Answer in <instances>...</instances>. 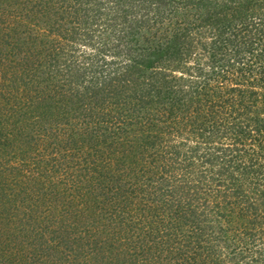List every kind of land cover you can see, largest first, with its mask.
<instances>
[{
	"label": "rangeland",
	"instance_id": "1",
	"mask_svg": "<svg viewBox=\"0 0 264 264\" xmlns=\"http://www.w3.org/2000/svg\"><path fill=\"white\" fill-rule=\"evenodd\" d=\"M1 1L3 4L0 11L5 8L6 13L5 17H0V26L3 28L8 23H12L13 18H16L13 16V9H18L17 17L29 14V19H32L36 16L37 19L33 22L38 25L35 27L38 30L42 31V28L49 23L42 10L37 14L34 8H31L36 0H26L24 8L15 7L14 0ZM151 1L153 0H121L120 3L115 0L65 1L64 7L71 12L61 18L66 22L64 31H56L58 28L56 24L54 32L49 37L44 32H39L33 53L26 65L30 69L42 66V70L53 69V72L57 68L61 69L62 74H58V79L63 78L56 82L57 85L62 91L72 87L68 91L70 94L73 90L75 91L67 102H60L61 104L54 106L56 110L54 107L50 109L49 113L52 114V118L45 119L42 115L41 119L36 120L38 112L35 110V113V108L31 111L29 106V98L31 99V93L34 94V92L24 90L22 86L11 82L7 77L3 78L2 74L6 70H3L5 69L3 65L0 66V132H2L0 133V264H54L53 261L55 264H99L105 261V257L112 256L113 252L124 244L134 247L137 251L135 254L143 258L138 263L162 264L165 261L166 251H160L153 239L160 244V249H162L165 245L164 241L177 233L184 243L178 252L183 253L184 258L185 255L189 257L179 261L177 258L173 259L170 264H264V205L258 210L262 224L254 226L255 218L246 220L240 218L239 224L220 218V227L223 230L212 228L213 232H208L210 234L206 237V241L198 245L194 241L189 243V236L196 237L197 235L190 231L192 228L182 227L176 232L174 227L169 225L171 222L167 223L168 227L162 226L159 216L150 214L153 210H160L163 204L168 206L170 200L172 201L173 195L167 191L166 187L151 195L152 186L154 185L156 189L157 181L160 179L170 178L175 181L185 179L187 185L191 186L188 197L183 200V205L187 206L185 202L189 198H194L190 200L192 204L196 201L195 192L197 191L193 185H198L197 178L209 179L208 177L214 174L220 165H225V168L229 164L232 165L233 154L228 152L226 157L225 151H218L217 148L220 144L231 143L230 138H218L219 135L207 134V141L201 143V138L197 137L198 134L195 132L197 127L192 124L195 121L191 116L197 113H208L207 107L204 111L197 110L199 102L195 103L197 106L192 107L189 112L178 110L179 114L183 113L182 116L184 115L185 118L177 123L174 130L171 128L169 130L166 124L162 125L164 146L157 151L150 149L144 155L130 160L135 166L134 170H127L128 172L123 175L127 189L122 185V189L118 188L109 194L106 190L104 196L112 197L104 198L99 195L97 197L99 201L94 198V194L100 193L101 189L93 191L92 194L89 193L90 183L86 173H92L93 168L97 166L99 169L102 168L103 148L100 146L96 147L97 150L88 148L86 145L89 144H86L88 143L86 140V143L75 154V151H71L75 150L72 146L76 143L75 138L80 135L74 132L90 122L86 131L87 139L90 135H94L98 136L95 139L101 140L103 134H110L116 128L115 125H111V121L118 127L121 121L118 123L115 119H110V114L102 107L109 97L107 90L101 92L106 100L104 98L97 101L98 98L94 97L93 89L89 91V94L86 91V95L83 85L86 83L92 85L98 80H130L134 74L128 75L126 70L131 60L137 59L142 53L147 54L145 49L150 44L147 43L146 38L157 29H159L158 33H166L167 29L169 35L178 31L187 32L189 36V40L186 41H189L190 50L189 52L184 51L183 58L175 62H182L179 66L167 60L159 62L160 58L156 59V63L159 62L161 66L169 64H171L170 68H173L172 65L176 66L178 71L173 70L174 74L177 77L183 75L184 78L178 82L189 80V82L185 81L184 86L187 91L192 89L196 82L200 84L201 81L207 82L210 79L213 87L223 86V89H219L224 93L221 99L233 101L234 96H229L231 93L225 92L224 86L226 84L234 86L237 82L241 83L243 89H248L247 86L255 78L256 87L254 86L253 89L257 92L251 96L254 102L252 105L257 111L263 108L264 89L260 87L264 85L261 74V68L264 65L262 63L264 60V36H262L264 7L254 11L255 20L248 18L247 28H243L240 20H233L232 24H236L234 28L230 27V30L228 29L221 35L212 25L205 26L202 18L204 15L212 14L216 8L215 4L227 0H213L208 6L209 12H205L206 7L202 0H166L162 5ZM68 4H70L69 7ZM50 38L54 39L53 46L50 44ZM249 39L254 41L251 45ZM4 41L6 40L0 39L2 45L0 47L5 49L3 53L15 49L12 44H6ZM22 48L25 50V47ZM49 49H53L54 53L51 54L52 51ZM162 51L156 53H163ZM231 62L238 67L243 65L244 69H230L227 76L219 79L223 69L212 66L215 64L223 67ZM188 68H190L189 72ZM136 72L140 73L137 76L138 81H142L145 77L147 78L145 81L151 78L150 70ZM7 73L10 74V72ZM48 75V72H42L39 75L38 80L41 86L44 85L43 78ZM176 82L177 80L171 81L173 85L177 84ZM3 83H6L4 85L7 89ZM84 94L85 99L80 101V95ZM91 94L94 96H90ZM55 96L61 97L58 92ZM249 102L252 103L251 100ZM96 105L97 109L101 105V110H94ZM201 107L202 110L203 106ZM34 114H37L35 118ZM238 116H235L233 120L231 116V121H238L240 119ZM262 116L264 117V114L260 115ZM19 120L24 121V127L27 125L24 132L28 129L32 130V126L35 132L33 133L32 130V134L29 133L21 139L18 136L15 139L11 131H16ZM241 121L246 126L247 122ZM66 122H70L72 126L69 123L65 124ZM262 122L264 130V121ZM73 127L77 130L72 132ZM118 132L119 129H115L113 134ZM140 137L138 144L141 141ZM248 141L246 147L243 148V151H246V157L241 159L248 167L246 172L240 174L242 180L240 183L243 186L241 188L245 189L244 195L240 196L243 200L239 208L247 203L246 195H251L257 189H264V149L258 147L259 143L264 141V133H260L258 137L255 135ZM175 145L178 147L173 148L176 149L175 152H168L171 150L169 147ZM68 149L71 152L65 155L63 152ZM207 150H212L215 156L213 163H222L211 167L208 160L204 156L201 157ZM179 152L180 156L177 158L176 154ZM105 155L108 156V154ZM22 157L27 159L26 164L34 175L26 171L24 174L16 173L18 172L16 167L18 168V162ZM39 169L44 173L43 176ZM98 170L95 169V175H93L95 179L100 178ZM102 170L106 171L104 168ZM110 175L111 173L101 178V185L106 189L113 183L112 177L111 180L109 179ZM47 178L51 179V183L47 181ZM215 184L216 181L213 179L212 185L206 184L205 188L209 193L214 190L210 199L214 200L217 207L226 205L228 201L230 204L237 201L230 192H228L229 197L219 198V189ZM123 188L128 193L135 190L129 200L120 197L123 194ZM117 196L119 198L114 200ZM175 202L177 204L176 200ZM192 204L194 210L202 211L201 206ZM149 205H152L153 209L149 208ZM110 206L115 208L113 213L117 212L116 217L104 218V214H109ZM139 214H144L145 222L132 219L131 215L139 217ZM237 214L240 216L238 212ZM233 216V219H236L235 213ZM212 223L219 226L218 221L213 220ZM108 224L115 226V230ZM167 229L174 231L169 235L163 232ZM193 229L196 230V228ZM116 231L124 234L133 233L134 237L118 234L123 235L122 240L116 238ZM126 238L132 242L125 243ZM197 246L202 248H197ZM177 250L176 247L174 252ZM171 258L173 257L167 255L166 261Z\"/></svg>",
	"mask_w": 264,
	"mask_h": 264
},
{
	"label": "trees",
	"instance_id": "2",
	"mask_svg": "<svg viewBox=\"0 0 264 264\" xmlns=\"http://www.w3.org/2000/svg\"><path fill=\"white\" fill-rule=\"evenodd\" d=\"M14 1H15L14 5H16L15 7L17 8L26 7V3H27L26 0H14ZM65 1L66 0H36L35 1L34 6H32L31 8H34L33 10H35L37 14L42 10L43 13L46 14L49 20V23L46 24L44 28L41 27L42 31L38 30V28L37 29L35 28L38 27V25H36V23L33 22L36 21L37 19L36 16H33L32 19H29L30 16L29 14H26L23 17H21V15L17 17L18 9H13L14 11L13 16H15L16 18L12 19V23H8V25H6L4 28L0 26V39L2 41L6 40L4 41L6 44L10 43L12 44L13 49L15 48L12 51H7L3 53L5 49L3 47H0V66L3 65V67L5 68L3 70L4 71L6 70L2 74V77L9 78L11 82L16 83L18 86H22L24 90H29L30 92H34V94L31 93V99L29 98V106L31 111L32 108H35L34 111L36 110L38 112V115L37 114L33 115L34 118L37 115L36 120L41 119L42 115H44L45 119L52 118L53 117L52 114L49 113L50 109L56 106L57 104H61L60 102H64V101L67 102L69 97L72 96L73 93L75 92L74 90L72 91L71 94L70 92H68L72 87H69V89L62 91V89L59 88V85H57L56 82L59 81L61 78H63L61 77L58 79V74H62L61 69L57 68L53 72V69L49 71H46L45 69L42 70V66H38L35 69L34 67L30 69V67L28 68V66H26L27 61L30 59V55L31 53H33L34 46L36 45V42L38 40L39 32H44V34L47 37H49L54 32L55 30L54 28L56 24L58 27V28L56 27L57 28L56 31L58 32L60 30L64 31L65 28L64 24L66 22L61 18H63L62 16H64L65 14L71 12L69 9H66L64 7ZM67 1L70 2V0ZM115 1L117 3H120L121 0H115ZM165 1L166 0H153L151 2L152 3L158 2L160 5H162L164 4ZM202 1L204 2V6L206 7L205 12H209L210 9H208V6L209 4H212L213 0H202ZM2 4L3 3L0 0V7ZM69 5L70 4H68L67 6L69 7ZM215 7L216 8L212 12V14L210 13L209 15L206 16L204 15L202 19L204 20L205 26L209 24L212 25L222 35L223 32H226L228 29L230 30V27L234 28L236 24L235 25L232 24L233 20L235 21L240 20L243 23L242 25L243 28H247V26L249 25L248 18L251 20H255L256 16L254 14V11L258 10V8L264 7V0H227L225 2L215 4ZM3 16L4 17L6 16L5 8H3L2 11H0V17ZM17 18L19 19L17 20ZM46 30H48V32ZM165 31L166 33H162V32L158 33L159 29H157L155 30L154 33H152L146 38L147 43L150 44V46L145 49L147 54L142 53L140 57H138L137 59L136 58L132 59L128 66L129 68L126 70L127 72L126 74L128 75L134 74L130 80L128 79L124 81L123 80L117 81L115 79L103 80V81L98 80L92 85L88 83L83 85V87L85 88L84 93H86V95H87L86 91H88L89 94V91L93 89L95 96L93 94H91L90 96L97 97L98 98L97 101H100L104 98L106 100V97H104L101 92L107 90L109 97L107 99L106 104L104 106L102 105V107L103 109L108 111V113L112 117V118L110 117V119H115L116 121H118V123L119 121L121 122L119 123L120 127H118L116 124L113 123V121H111V125H115L116 126L115 129H119V132L117 134H113L115 130L114 129L110 132V134H106L104 131L105 134H103L101 140L95 139L98 138V136H94V135L93 136L90 135L89 138L87 139L88 136H86L87 135L86 131L88 130V125L90 124V122H88V124L85 125L84 127L80 128L79 131H75L77 129L73 127V129H71L72 132L75 131L74 134L78 133L80 137L75 138L74 142L76 143H74V146H72L73 147L72 149L75 150H71V151H75V154H77L78 153L77 151H79L83 146V144L86 143V140L88 142L86 144H89L86 145V147L88 148H95L96 150H97L96 147L98 146L103 148L102 150L103 153L101 154L103 165L101 167L106 169V171L102 170V168L99 169L97 166L93 168L92 173L90 172L86 173V177L88 179V182L90 183L89 189L91 191L89 193L92 194L93 191L101 189L100 193L94 194V198L98 200L97 197L99 195L101 197L106 195V190L107 193L109 194L111 192H115L118 188L122 189V185L127 189L126 185H124L125 178L123 177V175L124 173L128 172L127 170H134L133 167L135 166L134 163L130 160L131 159L134 160L142 154L144 155V153L149 151L150 149L157 151L161 146H164L163 145L164 137H162L163 135L162 132L164 130L162 128V125L166 124L169 127V130L170 128L171 130H174L176 128L177 123L179 121H183L185 118L184 115L182 116L183 113L179 114L178 110H185L189 112V110H191L192 107L195 108L194 106H197V104L195 105V103L198 102L200 103V105L196 107L197 110L200 109V111H204L205 110L204 108L207 107L208 113L206 114L197 113L194 114V116H191L194 118L193 121H195L192 124L196 125L197 127V129H195V132L198 134L197 137L201 138V143L207 141L208 139L207 134L213 136L219 135L220 137L218 138H226V139L230 138V141H232L231 143L220 144L219 146H217V148L218 151L219 150L225 151L226 157L228 156V152L233 154V157L231 158L232 165L230 166L229 164L226 168L225 165H220L219 169L217 170L218 172L215 171L217 172L216 174L214 172L215 175L212 173L214 177H212L211 175L210 177H208L209 179H206V177L197 178L198 185H193L197 191L195 192L196 201L195 203L193 201L194 204L190 202V200H194V198H189L185 202L188 205L187 206L183 205V200L185 197H188L189 189L191 188L190 185H187L185 179L183 180L177 179L176 181L171 180L170 178H168V180L160 179L159 181H157L158 185L156 189H154L155 186L153 185L150 191L152 195L157 193L158 190L160 191L163 187H166L167 191L170 192L171 195H173L172 197L173 202L170 200L168 206L163 204L161 205L160 210H155V211L153 210V213L150 214H154V216L158 215L162 226L165 225L166 227H168L167 223L171 222L169 225L174 227V230H176V232L179 231V229L182 227L192 228V230L190 231L195 232L197 235L196 237L190 235L188 238L189 243H191V241L192 242L194 241L195 244L198 245V243L203 244L201 242L206 241V237L211 232H213L212 228L213 230L214 228L215 230H217L218 228L223 230L220 227V222H221L220 218L221 220L224 219V221H228V222L231 221L238 224L240 222V218L244 220L255 218L254 226L256 227L261 223V221L259 220L258 210L262 208V206L264 205V189L263 190L257 189L251 195L249 194L246 195V197L244 196L247 203L241 205V208L239 207L241 201L243 200L241 199L240 196L244 195L243 191L245 189V188L242 189L243 186L240 183V181H242L240 174L242 172H246L248 167V165H246L245 162L241 160L244 157H246L245 154L246 151H243V148L246 147L245 145L249 142L248 140L251 139L253 136L257 135L258 137L260 133H264L263 127L261 125V123H263L262 121H264V117L263 116L260 117L261 114H264V92L262 94L263 108L261 109L258 107L259 110L257 111L255 110V107L253 108L252 104L254 102L251 97L254 92H257L255 91V89H253L255 86L254 83L256 80L255 78L253 79V82L249 81L251 84L247 86L248 89L246 88L243 89L241 83H237V82L235 83L237 85L234 86L229 84H226L224 86L225 87L224 91L225 92L227 91V93H231L229 96L232 95L234 96V99H232L233 101H228L227 99H221L224 93L223 91H219V89H223V86L213 87V85H211L210 79H208L207 82L201 81L200 84L199 82H196V84L193 85V88L192 89L190 88L187 91L184 86L186 85L185 81L189 82V80H185L182 83L178 82L179 80L180 81L182 79L184 80V78L183 75L177 77L174 74L173 70L178 71V69H176V66L172 65L173 68L169 67L171 64L161 66L159 65V62L167 60L169 63H174L177 64V66H179V64H181L182 62L181 63H175V62L177 60L180 61L183 58L182 56L184 51L189 52L190 50L189 48L190 46L188 44L189 41H186L187 39L189 40V36L187 32L181 33L178 31H174L171 33V35H169L167 29ZM262 33H263L262 36H264V30H262ZM50 39H51L50 44H52L54 39L52 38ZM249 42L251 45L254 41L252 39H249ZM0 46H2L1 43ZM22 47H25V50ZM49 50L52 51L51 54L54 53L53 49H49ZM161 50H163L162 51L163 53H159V54L156 53ZM10 55H12V57ZM157 58H160L158 64L156 63ZM262 61H263L262 63L264 64V60ZM228 64L223 65V67L221 65L217 66L215 64L212 66L213 68L217 67L218 69H223L221 72L219 71L220 72L219 79L220 77L227 76V73L230 72V69L233 68L244 69L243 65L241 67H238L235 65V63L232 62L229 65ZM220 66L221 68H219ZM224 67L226 68L224 69ZM169 68L171 69V71L169 70ZM261 69H262L261 70L262 78L264 79V65L263 68ZM135 70L139 72L141 71L143 72L144 70H150L151 78L145 81L147 79L145 77L143 78L142 81H138L137 76H139L140 73L136 72ZM189 70L190 68H188V72ZM7 72H10V74ZM42 72L43 73L48 72L49 75L43 78L42 82L44 85L41 86L40 85L41 82L38 80V78L39 75L42 74ZM55 78H57L56 81H54ZM219 79L217 80L219 81ZM172 80L175 81L177 80L176 82L177 84L173 85L171 83ZM64 81H65V77H64ZM4 84L6 83H3V86L6 88L7 86ZM246 85L247 83L245 84V86ZM260 88L264 89V85L263 87ZM16 89L18 90L19 88ZM57 92L61 97L55 96ZM80 96H81L80 101H83L86 97L85 94ZM249 97L252 103L249 102L250 101ZM257 98L255 99L258 100ZM217 100L219 101L217 102ZM201 106H203L202 110H201L202 108ZM97 107L98 106L96 105L94 110L97 109ZM99 107L100 108L97 110H101V105ZM54 109L56 110L57 108L54 107ZM70 110L72 111V108H70ZM75 110H77V108ZM231 116H232V120L235 118V116L240 117V119L238 121L235 120L231 121ZM241 120H245L247 122L246 126L245 123L242 122ZM68 123L71 125L70 122H66L65 124ZM25 126L26 127H24V121L19 120L18 128L16 129V131L15 130L11 131V135L15 139L18 138V136H20L21 139L23 136L29 135V133L32 134V130L33 133L35 132L34 131L35 129L32 128L33 126L31 127L32 130L28 129V131L26 130V132H24V129L27 128V125ZM139 136H141L140 137L141 141L138 144ZM258 147L260 149H264V141L263 143H259ZM108 148L109 150H107ZM169 148L172 151L170 150L168 152L172 153L175 152L176 150L173 148H178V147L175 145L174 147H169ZM71 151L70 149H68L63 153L67 155V152H71ZM220 153H224V152H220ZM105 154H108V156H106ZM176 156L177 158H179L180 152L176 154ZM203 156L208 160L211 167H214L216 164L222 163V162L213 163L215 156H213L212 150L210 151L207 150L203 152V155H201V157ZM26 161H27L26 158L23 157L22 159L20 158L18 162L19 169L16 167L18 171L16 173L24 174V172L26 171L27 173L31 172L32 175H34V172H32V170L29 169L28 165L26 164ZM95 169L96 170L99 169L98 171L100 178H96V179L95 177L93 178V175H95L94 173ZM39 170L41 171L40 174L43 176L44 173H42L41 169ZM109 173H111L109 179L111 180L112 177L113 183L112 186L110 184L109 185L110 187L106 189L103 185H101L102 184L101 178L104 177L105 175L106 176L109 175ZM213 179L216 181L215 185L219 189L218 191L219 198L220 197L223 198L224 196L229 197L228 192H230L232 196H235L237 201H233L231 202V204L230 201H228L226 205L222 207H217L214 203V200L210 199V195H213L214 190H212L209 193V191L205 188L206 184L212 185ZM119 180L121 182H118ZM47 181L51 183V179L47 178ZM148 186H150V184H148ZM244 187H245V183H244ZM126 189L123 188L124 191L123 194L120 195V197H125L127 200H129L131 194H133L135 190L128 193ZM107 197L110 198L112 196L107 195ZM107 197L104 196V198ZM116 198L119 197L118 196L115 197L114 200H116ZM100 200L102 202V199ZM175 200L177 201V204ZM174 202L176 205L174 204ZM191 204L194 206H199V207L201 206L202 208L200 209H202V211L198 212L199 210H194ZM151 206L152 205H149V208L153 209V207ZM110 207L111 208L109 214L108 215L104 214V218H107L109 216L116 217L117 212L113 213L115 211L116 205L115 208L112 206ZM118 211L120 212V209ZM121 212H125V211L121 210ZM237 212L240 214V216H238ZM234 213L237 215L236 219H233ZM131 216L132 219H137V221L140 220L141 222H145L144 220L146 217L144 216V214L143 215L139 214V217L138 216L135 217L133 215ZM213 220H215L216 222L218 221L219 226H215V224L212 223ZM108 226H110L113 230H115V226L112 227L110 224H108ZM193 228H196V230H194ZM174 230L167 229L163 232H166L167 234L170 235ZM224 230L227 231V229ZM209 231L210 233H208ZM116 233H117L116 238L122 239L121 236L123 235H118V234H124V233H118L117 231ZM102 234H104L103 231ZM178 234L179 233L175 234V236L171 237L167 241L165 240L164 241L165 245H163L162 249H160L159 246L160 244L156 243L155 239H153L154 244L157 245V248L160 251H166L165 261L162 264H170L171 260L176 258L178 259L177 261H179L181 259L185 260L189 257L188 255H185L184 258L183 253L178 252L180 246L184 244L182 241L183 239L179 238ZM124 236L132 238L134 237V234L125 233ZM129 242L132 241L126 238L125 243L129 244ZM201 246H197V248L201 249L202 248ZM176 247L178 248V250L177 252H174ZM135 251L136 250H134V247L124 244V246L120 247L118 250L116 249L113 252L114 254L112 256L105 257V261H103L104 263L103 262L102 263L103 264H141L138 263V261H140L143 258L137 256L135 254ZM167 255H169L170 257L172 256L173 258H171L169 261H166ZM53 263L55 264V261H53ZM102 263L100 262L99 264Z\"/></svg>",
	"mask_w": 264,
	"mask_h": 264
}]
</instances>
